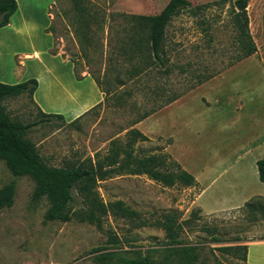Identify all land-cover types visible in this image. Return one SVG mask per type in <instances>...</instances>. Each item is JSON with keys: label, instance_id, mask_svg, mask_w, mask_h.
Returning <instances> with one entry per match:
<instances>
[{"label": "rangeland", "instance_id": "374dc122", "mask_svg": "<svg viewBox=\"0 0 264 264\" xmlns=\"http://www.w3.org/2000/svg\"><path fill=\"white\" fill-rule=\"evenodd\" d=\"M163 1L18 0L28 31L21 39L7 36L10 29L0 32L3 81L19 83L27 73L39 76L41 69L36 70L39 66L34 61L23 60L22 56L32 50L43 53L49 42L44 34L47 32L52 34L47 54L61 56L68 62L65 66L59 58L41 57L42 66L49 67L54 77L60 79L42 89L55 100L53 106L60 114L74 108L71 115L39 122V110L27 96L1 102L10 120L39 122L25 133V138L49 166H76L88 158L96 160L105 156L112 141H124L125 129L139 113L182 92L193 83L192 72L213 71L218 72L211 79L218 78L216 82L220 83L223 93L221 101H226L227 107L236 106L242 98L245 110L233 109L232 114L229 107L222 120L204 115L206 126H210L201 134H206L203 142L197 141L194 132L200 120L190 112L182 114L173 126L174 131L179 139L186 137L189 144L196 146H207V138L213 135L219 153L230 146L245 150L249 144L250 157H264V151L256 149L264 135V0H247L248 30L256 47L252 56L235 62L241 51L231 22L233 0H188L192 8L199 7L179 11L166 26L163 50L167 61L155 62L146 76L139 77L138 81L130 80L127 72L139 62L129 59V54L135 51L136 24L118 14L134 11L151 15L164 6ZM47 22V29L42 33L39 28ZM12 53L18 57L12 58ZM165 67L169 70L166 75L161 74ZM90 76L96 77L101 88L109 93L106 97L100 94L97 107H94L98 104L94 102L95 92L89 91L91 87L87 83H82L84 77L91 79ZM118 82L123 85L119 87ZM195 110L196 106L192 105L191 111ZM159 120L143 119L141 125L133 126L148 138L136 143L134 151L169 155L163 148L171 138L158 135ZM221 123L228 128L219 132L217 142L215 131ZM164 129L167 134L172 133L170 125ZM172 151L179 153V147L175 145ZM9 182L14 183L15 189L11 206L0 210V264H119V258L146 255L157 264H182L168 251L170 247L194 248L193 264H244L239 250L226 254L218 248L264 236L263 220L251 221L240 210L200 215L190 207L196 188H163L144 175H110L97 182L95 191L103 203L121 201L122 207L134 217L130 221L107 214L98 228L74 219L66 223L45 222L43 214L47 204L43 199L32 200V181L27 177H12L0 161V188ZM77 201L76 198V204ZM166 220L179 242L171 246L166 244L162 229ZM186 220L190 223H183ZM138 222L145 226L134 227ZM113 239L117 242H112Z\"/></svg>", "mask_w": 264, "mask_h": 264}, {"label": "trees", "instance_id": "16d2710c", "mask_svg": "<svg viewBox=\"0 0 264 264\" xmlns=\"http://www.w3.org/2000/svg\"><path fill=\"white\" fill-rule=\"evenodd\" d=\"M77 4V2L75 3ZM208 6L209 4H204ZM247 0H233L230 3V13L232 26L236 30V40L241 54L235 58L239 62L256 53L255 44L248 30ZM199 6H192L187 0H168L165 6L155 15H128L118 14L123 18L134 22L136 25L134 46L135 51L129 54L130 60H138V64L133 66L127 73L128 79L139 80V77L146 76L150 67L154 63L164 64L167 60L163 50L165 28L179 11L189 8L197 9ZM16 11L15 0H0V28L8 25L9 18ZM74 66L73 62L70 61ZM184 74L183 70L180 71ZM167 67L163 68L161 74H168ZM218 72L198 73L192 72L193 83L189 84L182 92L166 97L163 101L145 110L130 122L125 129L123 142H111L109 152L96 160L87 159L76 166L53 167L49 166L39 155L35 146L25 138V133L37 123L48 122L50 119H62L60 115L43 114L39 112V122L21 123L10 120L6 115L1 102L8 98L25 95L31 99L37 83L35 79H27L16 84L0 83V161L14 178L27 177L33 183L31 198L33 201L45 200L47 207L43 214L45 222L66 223L74 219L80 223L100 227L102 218L107 214L113 217L126 218L132 221V213L122 207L121 201L103 203L97 196L95 187L98 181L105 180L110 175H144L149 180L163 188L179 186L182 188H196L195 181L191 175L186 173L168 154L158 153H138L133 146L136 143L148 141L133 126L145 119L158 109L171 103L185 92L213 78ZM95 86L106 97L109 93L103 90L100 81L90 76ZM123 84L118 82V86ZM128 92H122V94ZM155 95L156 92H153ZM163 93V92H162ZM160 97V96H159ZM99 105L96 104L94 107ZM92 107V108H94ZM91 108V109H92ZM72 123V122H71ZM255 167L258 181L264 184V157L256 160ZM15 185L9 182L0 188V210L9 208L12 204ZM74 192V194L72 193ZM76 198L78 199L76 204ZM241 213L251 220L264 221V199L260 196H253L243 203ZM197 211V210H196ZM193 212L190 213V217ZM166 220L162 224L166 244L168 246L179 243L176 240V233L173 227ZM183 223H190L189 220ZM143 222L134 224V227H143ZM264 240V236L256 238ZM255 240H238L243 244L218 248L222 253L240 251V260L245 261V242ZM111 242V241H110ZM112 242H117L113 239ZM99 251V250H97ZM170 253H174L178 263L193 264L196 259L194 248L192 247H170ZM119 264H157L147 255L129 259L119 258ZM165 264V263H164Z\"/></svg>", "mask_w": 264, "mask_h": 264}, {"label": "crops", "instance_id": "0c3cea01", "mask_svg": "<svg viewBox=\"0 0 264 264\" xmlns=\"http://www.w3.org/2000/svg\"><path fill=\"white\" fill-rule=\"evenodd\" d=\"M15 2L16 11L9 18L8 25L0 28V32L10 29V33L7 36L12 39H21L28 31V26L26 23H24L23 15L20 14V5L18 0H15ZM163 2L165 6L167 2L165 3V0ZM164 6H160V10ZM128 9L137 10L138 8ZM160 10L155 11L151 15L159 13ZM247 10H249V5ZM126 12L128 15H140L138 14L139 12ZM48 20L50 21L51 18ZM47 26L48 22L43 26H40L39 30L42 31L43 29H47ZM42 33L44 32L42 31ZM44 34H46V37L49 40L46 50L43 53L32 50L31 53H24L22 56L23 60L34 61V63L39 66L36 67L37 72L41 69V73L39 76H36L35 73H27L22 77L20 82L31 78L36 80L37 86L32 93L31 99L39 112L43 114L60 115L61 117L63 115L68 116L71 115V113L74 111V108H71L69 111L60 114V112L55 109L56 107L53 106L55 105V100H53L52 97L46 94V92L42 89L43 86L52 84L51 82L56 84L60 81V79L58 77H54V74L49 67L42 66L41 57L44 56L50 59L59 58V61L63 65L68 66V62L61 59V56H51L47 54V51L51 48L52 34L50 32ZM10 56L12 58L18 57V55L15 53H12ZM217 79L218 78H214L202 83L201 85L181 95L171 103L158 109L153 114L144 119L147 120L152 117L160 119L159 124L161 129L158 130L160 131L158 135L160 137L171 138L170 143L163 148V151L169 153V155L176 163H178L181 169L193 177L197 192L190 202V207L197 209L200 215L205 216L218 212L238 209L245 201L253 196H260L264 199V184L258 181L255 167L256 160L260 159L261 157H259V155L253 157L249 156L251 147L249 144L245 150H240L241 148L230 146L223 149L222 153H219L216 150L215 137L213 135H210L211 137L207 138V146H196L195 144H189V141L186 139V137L179 139V134H177V131H174L173 126L178 123L181 117H183L182 114L190 112V115L197 117L200 120L199 126L194 130V132L195 135L198 136L197 141L201 140L203 142L206 134H201H204L210 126H206L207 124L205 123V118L208 117L209 114L212 116L214 115V117H217L218 120H222L224 119V114L226 112L228 113L229 107L230 113H232L231 110L233 109L235 112H241L245 110L246 103L242 98H240L241 103L238 102L236 106L229 104L227 107L226 101H221L220 96L223 95V93L220 92V83L216 82ZM3 80H5V77L0 71V83L8 84ZM76 82L80 83L81 81ZM82 83H87L91 87L88 88L89 91L92 89L96 94V97H94V102L99 103V100L101 99L100 94L102 93L98 90V88H96L93 80L88 77H84L82 79ZM9 84L16 83L11 82ZM192 105L196 106L195 111H191ZM204 115H206V117H204ZM138 124L141 125V121L136 123L134 126L137 127ZM224 124L225 123H221V125H218V130L215 131L217 142L220 141L219 132L222 129L228 128L227 125L230 123L226 122V126ZM169 125L171 127L172 133L167 134V130L164 128L166 127L167 129ZM177 128H179L178 125ZM175 145L179 147V153L172 151ZM258 146V148H255L259 152L264 151V135ZM244 244L246 251L245 261L243 263L264 264V240L255 239L245 242Z\"/></svg>", "mask_w": 264, "mask_h": 264}]
</instances>
